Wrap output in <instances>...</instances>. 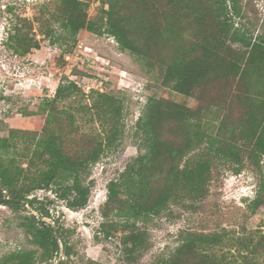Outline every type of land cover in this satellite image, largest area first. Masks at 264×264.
Instances as JSON below:
<instances>
[{
  "label": "trees",
  "instance_id": "trees-1",
  "mask_svg": "<svg viewBox=\"0 0 264 264\" xmlns=\"http://www.w3.org/2000/svg\"><path fill=\"white\" fill-rule=\"evenodd\" d=\"M40 7L33 19L8 8L5 45L15 54L40 49L39 34L59 45L76 44L83 29L110 34L156 83L198 102L191 107L149 96L136 123L145 150L107 185V207L123 218L109 227L124 231L121 242L129 254L148 247L139 221L177 204L200 211L216 173L228 165L235 172L254 166L259 180L247 206L264 210V28L254 36L235 26L234 17H246L240 0H102L95 18L89 17L88 0H51ZM259 21L248 18L253 27ZM97 94L100 100L91 94L88 101L76 82L61 81L53 97L23 112L46 115L40 130L10 127L0 136V197H10L0 204L15 210L31 205L22 226L33 244L6 253L0 264H71L76 252L68 230L54 221L57 236L53 224L40 218L52 217L46 204L29 196L51 189L71 209L87 205L91 185L85 173L123 131L122 106ZM79 118L99 122L100 129H83ZM226 248L236 253L217 254ZM260 250L264 231L188 228L163 264H260Z\"/></svg>",
  "mask_w": 264,
  "mask_h": 264
},
{
  "label": "rangeland",
  "instance_id": "rangeland-1",
  "mask_svg": "<svg viewBox=\"0 0 264 264\" xmlns=\"http://www.w3.org/2000/svg\"><path fill=\"white\" fill-rule=\"evenodd\" d=\"M49 1L0 0V136L8 135L10 127L40 130L46 115H25L23 112L37 110L40 102L45 97H53L59 83L66 79L76 82L88 96V101L91 94L100 100L97 92H103L122 106L120 139L106 148L100 160L91 164L85 173L84 182L91 185L85 207H67L51 189H38L29 196H37L46 204L52 217L45 220L52 219L68 230L76 252L71 264H163L179 246L181 232L188 228L211 231L227 227L246 233L258 231L259 234L264 231V210L251 212L247 206L256 195L259 173L250 163L240 172L228 165L230 168L226 166L216 173L210 195L200 211H187L177 204L171 205L162 215L151 216L145 223L139 221L138 225L146 229L148 247L133 254L127 252L121 242L124 231L109 227L113 221L123 218L107 207V185L119 176L128 162L145 150L138 145L137 120L151 95L183 101L191 107L198 102L156 83L136 57L123 50L110 34L98 35L83 29L74 45L54 44L39 34L40 49H33L23 56L15 54L5 45L11 17L8 8L33 19L40 12L41 4ZM88 3L89 17L95 18L102 0H88ZM240 3L246 17H234L235 26H245L256 36L264 28L261 27L264 25V0H240ZM256 17L260 21L253 27L248 18L254 20ZM78 121L85 130L100 129L99 122L80 118ZM262 159L264 169V157ZM29 210V206L15 210L0 204V259L8 252L33 247L22 226V217L30 214ZM222 253L231 257L236 252L233 248L217 251L219 256ZM256 256L258 262L264 264V251L260 250Z\"/></svg>",
  "mask_w": 264,
  "mask_h": 264
},
{
  "label": "water",
  "instance_id": "water-1",
  "mask_svg": "<svg viewBox=\"0 0 264 264\" xmlns=\"http://www.w3.org/2000/svg\"><path fill=\"white\" fill-rule=\"evenodd\" d=\"M7 200H10V197H0V202H4V201H7ZM29 207H31L30 204H28ZM41 219H45L44 217L40 216ZM49 222L53 224L54 228H55V233L56 235L58 236V230H57V227L55 226L54 224V221L52 219H49Z\"/></svg>",
  "mask_w": 264,
  "mask_h": 264
}]
</instances>
